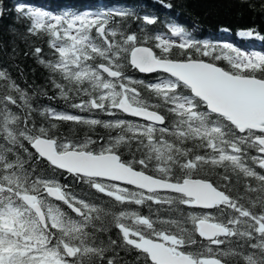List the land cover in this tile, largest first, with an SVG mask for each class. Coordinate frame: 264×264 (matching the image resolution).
<instances>
[{
  "label": "snow or ice",
  "instance_id": "1",
  "mask_svg": "<svg viewBox=\"0 0 264 264\" xmlns=\"http://www.w3.org/2000/svg\"><path fill=\"white\" fill-rule=\"evenodd\" d=\"M15 10L32 21L30 32L43 29L53 37L51 47L59 59L47 67L62 77V83L52 80L62 98L68 100L70 93L80 98L72 108L108 116L122 113L145 123L45 108L41 115L50 119L120 130L107 139L67 140L34 122L30 126L31 98L14 81L0 85L5 89L0 95V264H112L103 247L88 246L87 229L98 210L55 179L64 173L121 204L216 210L217 216L206 211L188 215L185 223H191V231L180 223L183 217L161 221L167 227L157 228L148 217L121 211L115 221L123 241L140 250L148 264H227L223 257L241 254L221 248L231 247L233 238L237 248L242 242L255 250L243 256L247 264H264V200L255 211L242 203L245 197L230 191L227 175L212 179L215 167L230 166L258 180L264 190V175L243 159L249 148L256 149L260 155L250 159L264 170V54L241 51L232 43L201 42L184 27L170 25V35L182 38L175 46L183 58H174L166 35H154L145 46L146 34L121 27L115 17L123 19L127 12L53 15L24 3ZM5 11L0 0V17ZM142 20V28L157 23L148 15ZM238 35L264 40L253 30ZM41 51L35 49L36 54ZM220 60L228 66H218ZM129 68L156 77L134 79ZM0 80H10L6 69L0 70ZM145 91L148 98L142 95ZM10 106L28 113L21 119ZM188 142L192 148L185 147ZM122 145L133 153L130 159H122ZM21 151L44 160L53 175L43 177L31 164L25 167ZM246 189L254 191L250 185ZM53 200L63 202L78 219ZM193 233L207 241L195 251L188 250L197 245Z\"/></svg>",
  "mask_w": 264,
  "mask_h": 264
},
{
  "label": "trees",
  "instance_id": "2",
  "mask_svg": "<svg viewBox=\"0 0 264 264\" xmlns=\"http://www.w3.org/2000/svg\"><path fill=\"white\" fill-rule=\"evenodd\" d=\"M6 11L4 16L0 17V70L6 69L10 80H0V85H5L14 81L15 84L31 98V117L29 124L34 122L36 127H45L50 129L49 134L57 137H62L67 140H83L90 137L92 140H97L100 137L105 139L115 136L119 133V129H105L100 126L90 127L88 125L76 124L68 121H58L50 119L47 115H41L45 108L55 109L57 112L66 111L71 114L83 116H96L103 120H115L117 117L138 123L144 121L129 117L122 113H117L116 116H108L100 113L80 112L78 109L72 108V103H79L80 98L75 97L72 93L69 94V99L65 100L59 94L60 90L56 89L52 80L63 82L59 73L47 67L49 62L55 63L59 57L58 53L51 47L53 37L43 29H37L35 32H30L32 21L24 18L17 13L15 6L18 3H24L36 8L37 10L48 11L53 15L77 14V13H96L108 11L127 12L129 15L123 19L115 17L120 21L121 27L125 28L128 33L135 32L138 36L143 32L149 38L146 45L150 46L152 37L157 34L166 35L173 42L171 55L174 58L183 57L180 55V50L175 46L182 42L181 37H172L170 35L169 26H181L185 31L190 33L194 38L201 40L207 39L209 43L222 45L223 43H232L241 51L252 52L259 51L264 54V40L255 38H241L238 33L245 30H253L264 36V0H3ZM148 15L155 17L157 23L141 27L142 18ZM139 18V19H138ZM47 23V21H45ZM227 30V31H223ZM42 49L41 53L36 54L35 49ZM155 50V49H154ZM218 52L223 51L218 49ZM223 54H231L226 51ZM195 55V54H194ZM205 60L209 57H203ZM41 60L44 63H41ZM91 63V62H90ZM219 66L227 67L226 60L216 62ZM127 74L134 79H144L146 82L153 80L155 75H144L136 72L133 69H127ZM14 96L19 94L13 89H7ZM5 94V89L0 87V95ZM145 98L149 97L148 92H142ZM87 99V97H85ZM12 113L24 118L28 113L27 108L17 110L15 106H10ZM169 115L167 119H172ZM2 123V122H0ZM51 124H56V128L52 129ZM25 146L29 151H33L25 142ZM92 147H96L93 145ZM133 149L136 145L133 144ZM185 147L192 148V143H186ZM195 151V149H194ZM120 152L122 159H130L133 153H130L125 146H121ZM22 160L36 170V173L43 177L53 175L44 160L37 161L34 157L29 158L26 153H18ZM139 158V153H135ZM260 153L254 149L247 150V156L243 159L246 166L254 168V170L264 175V170L259 168V165H254L250 159L252 156H259ZM176 171L179 175V170ZM197 175V174H194ZM227 175L230 178V191L245 197L242 203L245 206H251L255 211L261 210V200H264V190L258 180L248 177L239 171H233L229 166L215 167L212 170V179ZM55 179L61 184H67L68 188L77 195L78 198L84 199L86 203L92 205L97 212L93 215L96 217L92 221V226L87 229L88 246H101L105 249V260H111L112 264H148L144 254L132 246H128L122 238V234L116 227L115 217L121 211L136 212L140 216L148 217L156 221L157 228L167 227L162 225L161 221L177 220L181 217L180 223L183 227L191 231L192 225L190 222L185 223L186 217L193 213L202 212L198 209H190L186 206H181L177 211L174 206L166 204H121L109 198L104 194L99 193L95 189L90 188L87 184L73 180L72 176L64 174L55 175ZM250 185L254 191H249L246 186ZM53 204L73 219L78 217L63 204V202L52 201ZM211 215L217 216L216 210L211 211ZM127 225L138 227L131 220L124 221ZM175 228V225L172 226ZM172 230V229H169ZM192 238L197 241V245H192L188 250L195 251L197 247L206 244L207 241L200 238L198 234L193 233ZM115 242V243H113ZM214 250H215V246ZM221 248L228 252H240V255H229L223 257V261L227 264H247L243 256L249 255L255 250L250 249L247 245L237 248L236 239L233 238L231 247L225 245Z\"/></svg>",
  "mask_w": 264,
  "mask_h": 264
},
{
  "label": "rangeland",
  "instance_id": "3",
  "mask_svg": "<svg viewBox=\"0 0 264 264\" xmlns=\"http://www.w3.org/2000/svg\"><path fill=\"white\" fill-rule=\"evenodd\" d=\"M33 9L37 10L36 8H33ZM40 11H42V10H40ZM172 41H173V40H172ZM174 42H179V41H177V40H174Z\"/></svg>",
  "mask_w": 264,
  "mask_h": 264
},
{
  "label": "water",
  "instance_id": "4",
  "mask_svg": "<svg viewBox=\"0 0 264 264\" xmlns=\"http://www.w3.org/2000/svg\"><path fill=\"white\" fill-rule=\"evenodd\" d=\"M145 46H147V45H145ZM219 66V65H218ZM143 74V73H142ZM145 75H151V74H145ZM131 117V116H130ZM133 118H135V117H133ZM136 119H139V118H136Z\"/></svg>",
  "mask_w": 264,
  "mask_h": 264
},
{
  "label": "bare ground",
  "instance_id": "5",
  "mask_svg": "<svg viewBox=\"0 0 264 264\" xmlns=\"http://www.w3.org/2000/svg\"><path fill=\"white\" fill-rule=\"evenodd\" d=\"M138 120H140V119H138ZM141 121H143V120H141ZM55 201V200H54ZM57 202V201H56Z\"/></svg>",
  "mask_w": 264,
  "mask_h": 264
}]
</instances>
